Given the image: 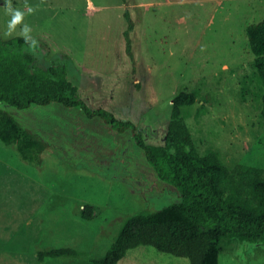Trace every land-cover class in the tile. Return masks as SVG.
Listing matches in <instances>:
<instances>
[{
    "label": "rangeland",
    "instance_id": "374dc122",
    "mask_svg": "<svg viewBox=\"0 0 264 264\" xmlns=\"http://www.w3.org/2000/svg\"><path fill=\"white\" fill-rule=\"evenodd\" d=\"M27 2L37 10L26 15L24 22L31 26L39 47L29 52L27 45L5 48L1 44L0 54L29 52L36 67L64 66L80 99L122 121H132L146 144H164L173 97L183 90L194 92L197 100L183 109V115L199 154L216 152L230 170L237 165L264 170V86L246 37V27L264 18V0ZM4 4L0 0V41H14L21 37L20 29L5 35L9 16ZM12 4L23 8L24 0H12ZM126 11L134 23L129 32L133 60L124 36ZM46 159L42 168L37 167L0 141V169L8 165L15 176L31 178L56 193L39 209L24 189L11 198L1 193L0 239L28 218L21 225L22 234L30 235L38 225L37 233L31 235L37 241L34 257L36 246H70L86 254L46 264H91L89 256H102L126 217L144 203L160 208L180 200L175 192L142 199L127 181L120 152L105 153L96 165L64 156ZM85 204L98 208L93 220L78 215ZM223 245L219 264H264V240L229 237ZM22 246L28 251V243ZM118 264L189 262L139 246Z\"/></svg>",
    "mask_w": 264,
    "mask_h": 264
},
{
    "label": "trees",
    "instance_id": "16d2710c",
    "mask_svg": "<svg viewBox=\"0 0 264 264\" xmlns=\"http://www.w3.org/2000/svg\"><path fill=\"white\" fill-rule=\"evenodd\" d=\"M124 16L127 52L133 60L129 32L134 23L127 11ZM246 37L264 86V18L246 27ZM1 44L5 48L26 45L22 37L0 41V48ZM34 61L29 52L0 54L2 143L40 168L46 158L64 156L96 165L105 153L120 152L127 181L135 185L142 199L166 192H175L180 198L160 208L143 202L126 217L107 251L99 257L89 256L91 264H118L130 249L139 246L186 258L189 264H219L227 238L264 240V170L245 165L230 170L216 152L199 154L183 115V109L197 100L194 92L183 90L173 97L164 144H146L132 121H122L80 99L64 66L41 68ZM70 149L77 153L73 155ZM77 213L93 220L99 210L85 204ZM83 256L86 254L70 246L35 248L40 263L45 258Z\"/></svg>",
    "mask_w": 264,
    "mask_h": 264
},
{
    "label": "crops",
    "instance_id": "0c3cea01",
    "mask_svg": "<svg viewBox=\"0 0 264 264\" xmlns=\"http://www.w3.org/2000/svg\"><path fill=\"white\" fill-rule=\"evenodd\" d=\"M23 189L31 195L38 209L40 208V204L44 203L45 199L51 198L56 194L52 189L36 183L31 178H24L20 175L15 176V174H12V169L9 170L8 165L2 166L0 169V194L7 192L11 198L14 193L22 192ZM19 207L22 208L20 204ZM12 219L13 213H11L9 220L12 221ZM27 222H29L28 218H24V223L22 224H26ZM22 224L18 225V227L15 226L14 229H10V231L6 232L7 235L3 236V239H0V264H40L32 255V251H34L33 244L37 241L31 238V235L37 233L38 225L34 226L30 235H24L22 234ZM11 225H13V222H10ZM25 242L28 243V248H26L28 251L26 252L24 248H21ZM46 262L52 263L58 261L52 258H45L42 264H46Z\"/></svg>",
    "mask_w": 264,
    "mask_h": 264
},
{
    "label": "clouds",
    "instance_id": "9594fccd",
    "mask_svg": "<svg viewBox=\"0 0 264 264\" xmlns=\"http://www.w3.org/2000/svg\"><path fill=\"white\" fill-rule=\"evenodd\" d=\"M4 10L5 14L9 16L5 35H13L19 27V35L28 46L26 50L34 52L39 47V41L31 35L32 28L24 20L26 15H31L37 10L36 7L29 5L27 0H24L23 8L14 7L12 0H5Z\"/></svg>",
    "mask_w": 264,
    "mask_h": 264
}]
</instances>
